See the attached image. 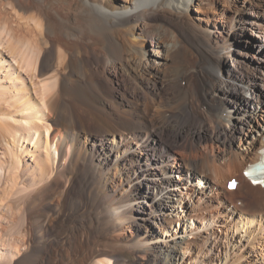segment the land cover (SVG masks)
Wrapping results in <instances>:
<instances>
[{
    "label": "bare ground",
    "instance_id": "6f19581e",
    "mask_svg": "<svg viewBox=\"0 0 264 264\" xmlns=\"http://www.w3.org/2000/svg\"><path fill=\"white\" fill-rule=\"evenodd\" d=\"M219 2L210 31L187 13ZM261 13L264 0H0V264H264V178L243 175L264 148L262 44L250 52L264 22L247 18ZM177 146L203 176L187 199L169 187Z\"/></svg>",
    "mask_w": 264,
    "mask_h": 264
},
{
    "label": "rangeland",
    "instance_id": "374dc122",
    "mask_svg": "<svg viewBox=\"0 0 264 264\" xmlns=\"http://www.w3.org/2000/svg\"><path fill=\"white\" fill-rule=\"evenodd\" d=\"M235 2L233 3V5H231V7H230V11L229 10H227V12H223L222 11V14L221 15H229V16H231V15H234V12H235V10H234V8H236L235 6ZM203 8H202V12L200 13V12H197L196 11V9H194L195 7H192L191 9H189V10H187V13H188V15H191V16H193V18H195L196 16H200V17H203V18H205V21H203L202 22V28H203V30H205V31H210L211 29H213V24H212V19L216 16V14H217V12H216V10L218 9V8H220V7H222L221 6V2H219V3H217V6L213 9V11H211L210 9H209V5L208 4H206V3H203ZM205 6V7H204ZM207 9V10H206ZM204 10V11H203ZM234 10V11H233ZM211 11V12H210ZM209 12V13H208ZM245 14H247V12H245ZM219 16H220V14H219ZM247 18H249V19H254V20H256L257 21V24H260V23H263L264 21V13H261V15H260V18H256L255 19V17H252L251 15H248L247 16ZM209 24V25H208ZM224 25H225V22H224ZM257 26V27H256ZM260 25H256L255 24V26H254V28L255 29H253L254 30V32L256 33V32H263V30H264V25H261L260 27H259ZM226 27V26H225ZM3 34V33H2ZM5 36L6 35H4L3 34V42H5L6 43V40L4 39L5 38ZM253 38L255 39L254 40V43H252V46H253V44H257V43H261L262 44V48H263V58L260 60L259 59V61H256V59L254 60L255 62L254 63H256L257 65H263L262 67H264V37H261V38H259V37H254L253 36ZM118 42V41H117ZM255 42H257V43H255ZM232 43H234V41L231 39V44ZM243 43L244 42H242V45H243ZM151 45L150 44H148V46L147 47H145V49H143L142 50V53H145V51H146V48H149V49H151ZM243 47H245V46H243ZM240 47H238L237 46V50L239 49ZM255 49H256V46H253L251 49H250V52H255ZM239 51H240V49H239ZM242 51V50H241ZM244 53V54H243ZM231 55H232V58H233V51H231ZM6 56V55H5ZM89 58L90 57H88L87 56V59L89 60ZM189 58V57H188ZM187 58V60L188 61H190L191 59H192V57H190V60ZM242 60V61H245V62H247L249 59H251V57H250V54H247L246 53V50L245 51H242V53H241V55H239L238 57H236V60ZM236 60H234V63H236ZM263 60V61H262ZM228 64H230V62H231V60L230 59H228ZM206 68H208V66H206ZM237 71V73H239V75H242V72H243V70L241 69H237L236 70ZM263 71H264V68H263ZM165 75H167L168 74V71H166L165 73H164ZM163 74V75H164ZM164 75V76H165ZM181 79L179 78V81H180ZM29 81L27 80V82H26V84H28V86L30 87V82L28 83ZM183 82H185V80L184 79H182L181 81H180V83H181V85H185V84H183ZM206 87V86H205ZM164 89H166V90H168V87H164ZM259 89H260V87H259ZM262 91H264V90H262ZM162 94V95H161ZM154 95H156V94H154ZM165 95H166V97H167V94H165V92L164 91H159V93L157 94V96L155 97L156 99H158V100H161V102H162V107H166V102H165ZM202 104H205V105H207L206 104V102H204V103H202ZM220 105H222V104H220L219 103V106ZM208 107H209V105H208ZM221 107V106H220ZM201 108V110H205V108L204 107H200ZM166 117V116H165ZM185 133H182L181 134V136L182 137H185ZM166 136H168L167 134L165 135V137ZM4 141L2 140V141H0V146H3L4 148H2V149H8V146L7 145H5V143H3ZM172 142V141H171ZM175 142V141H174ZM179 142V144L180 143H182L183 144V140H179L178 141ZM91 143H93V140L91 141ZM188 143H190V141H188ZM238 142L236 141V144H237ZM178 144V145H179ZM181 144V145H182ZM219 146H220V143H217ZM175 146H176V144H174ZM11 146V145H10ZM6 147V148H5ZM181 147V146H180ZM179 146H177V147H175L174 149L172 148H170V154H171V156H169V157H174L175 158V161L173 160V159H171L170 160V163L173 165H175L174 167H171V168H169L168 169V171H169V175L171 174V181H170V184H169V187L171 188V189H175V188H178L180 191L179 192H177V195L175 196V197H179V196H181L183 199H187V197L188 196H184L185 194H184V192H185V189H184V187H186V185H192L194 182H196V181H198V179H200V177L202 178L203 176L202 175H199L200 174V172H195L193 169H190V167H187V166H185L184 164H182V157H186V155L188 156L189 155V152H190V150L188 149H186V152L183 150V149H181ZM1 149V150H2ZM217 151V150H216ZM200 152H201V150H200ZM186 154V155H185ZM204 153H202V155H203ZM223 155H224V153H220L219 154V157L220 158H222L223 157ZM210 157H212L211 155H210ZM24 158H26V157H24ZM28 158V157H27ZM182 164V165H181ZM184 165V166H183ZM181 173H184V174H187L188 176H186L184 179H183V181H179V180H177V178L180 176V174ZM195 176V177H194ZM121 181V180H120ZM174 181V182H173ZM172 183V184H171ZM141 189L143 190V191H146L147 193H149L150 191L147 189V188H142L141 187ZM171 192V191H170ZM176 194V191H173V192H171V196H173L174 194ZM232 203V202H231ZM163 208H164V206L163 205H161ZM153 208V207H152ZM156 208V207H155ZM154 208V209H155ZM184 209V208H183ZM168 210V208H166V212H168L167 211ZM52 211V210H51ZM147 211H149V212H151V207L150 208H148L147 209ZM174 213L176 214V216H178V215H181L182 214V208L181 209H179V208H175L174 210ZM212 215V214H211ZM174 218V221H173V226H175V227H177L178 225H179V221L178 220H176V217H173ZM152 230V228H150V227H144V228H141L139 231L141 232V233H149L150 231ZM125 235H127V236H134L135 235V226L134 225H132V224H130V226L129 227H127V228H125Z\"/></svg>",
    "mask_w": 264,
    "mask_h": 264
},
{
    "label": "snow or ice",
    "instance_id": "6c2138e0",
    "mask_svg": "<svg viewBox=\"0 0 264 264\" xmlns=\"http://www.w3.org/2000/svg\"><path fill=\"white\" fill-rule=\"evenodd\" d=\"M251 167V166H250ZM247 174V173H246Z\"/></svg>",
    "mask_w": 264,
    "mask_h": 264
}]
</instances>
